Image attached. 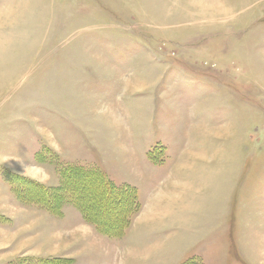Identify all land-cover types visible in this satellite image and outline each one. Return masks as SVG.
Segmentation results:
<instances>
[{
	"label": "rangeland",
	"instance_id": "1",
	"mask_svg": "<svg viewBox=\"0 0 264 264\" xmlns=\"http://www.w3.org/2000/svg\"><path fill=\"white\" fill-rule=\"evenodd\" d=\"M260 22L264 0H0V264H264V113L233 81L236 99L194 133L188 161L152 175L175 112L159 96L152 123L146 85L169 66L210 74L216 45L241 63L231 40ZM87 155L136 206L127 189H98ZM144 184L164 185L143 211ZM117 219L128 223L114 234Z\"/></svg>",
	"mask_w": 264,
	"mask_h": 264
},
{
	"label": "crops",
	"instance_id": "2",
	"mask_svg": "<svg viewBox=\"0 0 264 264\" xmlns=\"http://www.w3.org/2000/svg\"><path fill=\"white\" fill-rule=\"evenodd\" d=\"M182 9L183 8L179 9L180 13H182ZM258 24H261V26L264 25V23L260 22L255 24V26ZM258 28L263 31V33L256 34L252 32H244L240 39L236 40L233 38L231 40L232 43L237 45L241 63L235 64L229 59H225L224 56L222 57V55L219 54V50H217L218 46L216 45L214 50L211 47L212 55L210 68L212 72L210 74H198L180 71L175 66H169V68L164 67L163 71L160 73L150 74L147 76L146 85L148 101L153 106L151 122H155V108L160 100L158 99L159 96L162 97V104L163 101L169 102L171 105H173L172 108L175 112L172 123H170L168 119L164 118L162 110L157 118L158 124L165 119V129L170 134V136L169 140H167L165 144H162L161 142L155 143V148L159 153L161 150H163L164 156L161 159L160 154V156L157 155L148 159V163L150 164L149 169L151 170L152 175H167V177L171 176L172 174L174 175V165L177 162L176 160H178V158H183L185 162L188 161L186 156L192 152V146L195 145L194 133H197L200 127L206 128L208 130L210 127L217 126L219 112L225 106L226 101H234L236 99L237 96L234 92L233 81H236L237 86L243 91V93L240 95V98L243 100V102L250 106L251 110L257 113H264V27ZM214 32L217 34L218 31L215 30ZM208 33L209 32H206V34ZM196 41L197 40L185 42L196 44ZM129 43H145L151 45V43L148 41L139 40H131ZM203 45H206V47L212 46L211 42L208 41H206ZM196 46L201 47V45ZM237 66L240 67L238 73L234 71ZM250 87L255 89L257 93V100L252 104L249 91L254 90H250ZM132 90L136 93L138 90H140V86L136 84ZM67 118L69 120V116H67ZM70 120L73 119L71 118ZM128 130L129 135H133L132 128H129ZM87 133L89 135L90 131ZM120 141L121 140L118 139L119 143ZM47 142L49 143L50 141L47 140ZM108 143L111 144L112 140L106 142L105 144ZM49 144L52 147V142ZM125 150L126 148L121 151L127 153ZM133 151L134 150L131 152ZM108 153L111 152L108 151ZM97 154L99 157L103 155V153L100 154V152H97ZM98 156H96L94 160L93 157L88 158L87 155L84 160L86 163L90 164L95 162L97 168L100 169L105 175L107 170L99 162V158L97 160ZM173 158L174 161L170 162V160ZM107 173L106 175H108ZM149 180L150 179H147L146 182H149ZM163 185L164 184L156 185L150 188L148 192H146L144 188L145 184L136 188L138 194L141 193L143 196L147 197L146 199L143 198L140 200L141 205H143V211L147 207V201L152 203L153 199H156L154 197H158L162 193ZM157 207L158 206H155V209H157ZM143 211L141 212L140 217L139 214L136 213L132 219V222L134 220H138L139 222L141 216L146 215V212L149 210H146L144 213ZM149 212H152V209ZM90 232L94 236H97L95 230L91 229Z\"/></svg>",
	"mask_w": 264,
	"mask_h": 264
},
{
	"label": "trees",
	"instance_id": "3",
	"mask_svg": "<svg viewBox=\"0 0 264 264\" xmlns=\"http://www.w3.org/2000/svg\"><path fill=\"white\" fill-rule=\"evenodd\" d=\"M96 171V172H95ZM90 170L89 171V173H88V177H96V180H97V182H98V189L100 190V191H102L103 193H105L106 195H114V197H116V200H118V199H120L118 196H120V195H123L125 192L124 191H126V189L127 190H129L130 191V193H131V196H130V198H131V200L133 201L134 200V203H133V205H135L136 206V202H135V197H136V195H135V190L132 188V187H128L127 185H125V186H121V188L120 187H116V186H114L113 184H109V181H108V179L104 176V174L100 171V172H98L97 170ZM80 176H83L82 174H79ZM132 190H133V192H132ZM100 191H98V197H100L102 194H101V192ZM134 193V194H133ZM114 197H113V199H114ZM134 197V198H133ZM109 198V197H108ZM112 200V199H111ZM129 202V201H128ZM127 202V203H128ZM134 206V207H135ZM131 207H132V205L130 204V206L129 207H127L125 210H124V213H123V217H125L126 215H128V213H133L134 211H132V209H131ZM130 213V214H131ZM119 219H121V218H119ZM119 219H117L116 220V225L113 227V233L114 234H117V230L119 229V228H121L122 226H124L125 224L127 225V223H128V221H127V223H126V221L125 220H123L122 222H118V220ZM125 225V226H126ZM120 235V234H119ZM119 235H117V236H119Z\"/></svg>",
	"mask_w": 264,
	"mask_h": 264
}]
</instances>
